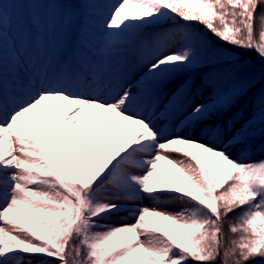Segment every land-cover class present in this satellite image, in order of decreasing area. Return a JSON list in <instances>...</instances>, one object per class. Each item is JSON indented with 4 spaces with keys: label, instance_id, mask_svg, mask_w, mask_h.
Listing matches in <instances>:
<instances>
[{
    "label": "snow or ice",
    "instance_id": "1",
    "mask_svg": "<svg viewBox=\"0 0 264 264\" xmlns=\"http://www.w3.org/2000/svg\"><path fill=\"white\" fill-rule=\"evenodd\" d=\"M26 2L60 6V0ZM261 5L264 0H120L103 24L99 48L82 25L63 61L53 53L37 70L18 53L12 91L21 94L11 103L0 76V264H33L28 258L35 257L39 264H264V159H234L228 148L175 132L185 121L182 131L197 128L255 87L253 78L224 87L233 71L224 65L232 58L192 24L264 60ZM33 8L9 22L37 46L38 38L73 23L71 10L57 18ZM174 15L185 22L176 31L164 26ZM4 19L0 4V28ZM149 25L159 30L137 40L134 34ZM118 42L142 53L146 80L138 84L186 77L159 117L154 107L142 110L131 88L103 82L96 56ZM207 90L211 107L196 103ZM253 105L264 133V89ZM255 127L250 123L231 139L242 136L237 145L246 149ZM142 196L188 207L175 213L133 208L134 223H103L123 210L119 201ZM238 209L228 227L232 238L224 223Z\"/></svg>",
    "mask_w": 264,
    "mask_h": 264
},
{
    "label": "rangeland",
    "instance_id": "2",
    "mask_svg": "<svg viewBox=\"0 0 264 264\" xmlns=\"http://www.w3.org/2000/svg\"><path fill=\"white\" fill-rule=\"evenodd\" d=\"M119 2L120 0H110L108 6L100 7L95 0H84V2H81V0H60V6L56 7L50 4L32 6L27 3L26 0H0L5 16L2 28H0V76H2L3 80V94L6 101L11 103L14 96L21 94L19 91H12V82L19 62L18 53L23 55L30 64L37 68V70L43 65L45 58L53 53L56 54L59 61H63L65 58L72 55L73 49L77 46L82 31V25L90 33L89 39L94 49L99 48L104 39L103 24L113 10V6L117 5ZM33 7H39L40 11L46 10L49 14H55L57 18H60L65 11L71 10L74 17L73 23L71 26H61L56 31L55 35L49 34L46 37L38 38L41 43L37 46L31 40L25 41L16 25L9 22V18L10 21H14L18 16L23 15L26 17L30 11H37V9ZM128 7L135 11V8L131 4ZM175 21H177L176 17H172L166 21L164 26L169 27L172 31H176L178 27L184 26L182 22L175 24ZM153 32L155 31L151 32L142 29L138 30V34H134V36L138 40L140 35ZM130 46L131 45L128 43L118 42L110 53L96 56V60L103 72V82L106 85L112 84L116 86L122 84L125 87L131 88L132 92L136 95L137 103L142 106V110L143 107H147L149 112H151L154 107L156 116L159 117L165 110V106L168 105L169 101L172 99L173 93L181 83V80L186 77L181 74L179 79H173L169 82H144L138 84L139 81L146 80V69L140 60L142 53L134 47L135 52L129 54L127 49H129ZM216 47L221 51H225L226 54L232 58L231 65L226 64L224 65L225 67H232L235 69L245 62L236 60L229 51L220 46ZM84 55L86 57L88 56L87 53ZM10 58L16 61V65L10 63ZM260 74L261 72L258 69L252 68L247 76H243L232 83H227L230 75L228 74L224 79V87H232L249 78H253L254 82ZM197 83H199V80H197ZM261 89H264V81L261 85L249 91L245 101L234 113H229L226 117L222 115L212 122L205 120L195 129L188 128L182 131V129H185V124L187 123V121H185L179 123L175 127V132L193 139H198L203 143L220 149L228 148L230 155L234 159L238 158L248 162L264 157V149L259 148L258 151L247 154L245 149H241L237 145V142H235L236 139H231L234 133H239L241 129L247 130L250 123H256L257 120L253 119L254 112L256 111L253 100ZM210 91L211 90L205 91L202 96L197 94L196 103L212 105L214 96L210 94ZM164 127L171 130V123H165ZM217 128H220V130L224 129V134H215ZM238 137H240V135H237L236 138ZM249 144L248 141V145ZM159 163L164 168L172 169L174 174L180 178L179 170L174 168L167 161L162 160ZM157 171L160 175L165 176L163 168L157 169ZM165 179H167L166 176ZM182 182L185 183L186 187H189L187 182ZM119 202L123 210L118 214L112 215L107 220L103 221V223L113 226L134 223L135 216L128 211V209L133 208L149 207L175 213L188 207V205L183 202L170 197L166 200H158L157 198L150 199L142 196L134 201L122 199ZM162 223L166 222L162 221ZM28 259H33V264H39L41 257ZM48 260L51 262L55 260V258H49Z\"/></svg>",
    "mask_w": 264,
    "mask_h": 264
},
{
    "label": "trees",
    "instance_id": "3",
    "mask_svg": "<svg viewBox=\"0 0 264 264\" xmlns=\"http://www.w3.org/2000/svg\"><path fill=\"white\" fill-rule=\"evenodd\" d=\"M100 6H107L109 4L108 0H95ZM261 8H264V5H261ZM175 16V15H174ZM177 18V22L180 23L182 22L183 24L185 23L180 17L175 16ZM192 27L195 29H198L201 33L205 34L210 41L214 45H218L226 50H231L235 54L239 56L240 59H244L246 62L244 64H241L239 67L235 68L232 73L230 74V79L232 81H237L243 76H247L249 72L252 70V68L258 69L261 74L258 76L255 81L253 82L255 86L261 85V83L264 81V60L260 58L258 53L255 50H245L243 48H238L235 47L231 44L224 43L222 41H219L214 37L210 32H208L202 24H192ZM147 28L150 30L152 29H158L157 26L149 25ZM247 94L242 95L241 98L238 100V102L232 104L231 106H224L221 108L219 111H217L213 116H211L208 119H215L219 115L226 116L229 113H234L240 106L241 104L245 101ZM211 107V106H210ZM256 127L251 133V138L249 139V145L247 147V154L254 153L255 151H258L259 148L264 149V133L261 132V128L259 125L258 120L255 123ZM259 153V152H258ZM264 158L257 159L255 161H259ZM158 198H165V197H158ZM239 209L234 212L229 214V217L224 223V233L229 236L234 238V235L231 234L228 231L229 223H235V217L238 216L239 214ZM73 242H78V241H73ZM216 264H221L220 260L218 259L216 261Z\"/></svg>",
    "mask_w": 264,
    "mask_h": 264
},
{
    "label": "bare ground",
    "instance_id": "4",
    "mask_svg": "<svg viewBox=\"0 0 264 264\" xmlns=\"http://www.w3.org/2000/svg\"><path fill=\"white\" fill-rule=\"evenodd\" d=\"M9 61H10V63H12V64L16 65V61H15V60H13L12 58H10V59H9Z\"/></svg>",
    "mask_w": 264,
    "mask_h": 264
}]
</instances>
